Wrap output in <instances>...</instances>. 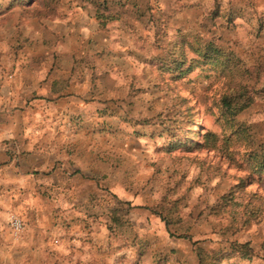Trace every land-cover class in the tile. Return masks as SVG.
<instances>
[{
  "label": "rangeland",
  "instance_id": "obj_1",
  "mask_svg": "<svg viewBox=\"0 0 264 264\" xmlns=\"http://www.w3.org/2000/svg\"><path fill=\"white\" fill-rule=\"evenodd\" d=\"M14 2L0 0V88L28 64L76 79L49 103L56 130H83L51 202L76 218L84 264H264V173L246 156L264 143V0ZM235 83L252 102L224 120ZM11 121L0 107V130Z\"/></svg>",
  "mask_w": 264,
  "mask_h": 264
},
{
  "label": "crops",
  "instance_id": "obj_2",
  "mask_svg": "<svg viewBox=\"0 0 264 264\" xmlns=\"http://www.w3.org/2000/svg\"><path fill=\"white\" fill-rule=\"evenodd\" d=\"M23 66L28 74L17 68L13 82L0 88L1 111L12 119L0 130V264H84V242L71 239L79 229L76 218L75 223H64L62 209L56 210L51 202L55 194L57 204L63 205L72 186L75 176L69 168H77L83 130H56L50 119H61V109L53 110L49 103H61L76 92V79L58 65L48 70L38 64ZM8 210L25 221L17 241L10 236ZM70 210L68 219L77 213Z\"/></svg>",
  "mask_w": 264,
  "mask_h": 264
},
{
  "label": "trees",
  "instance_id": "obj_3",
  "mask_svg": "<svg viewBox=\"0 0 264 264\" xmlns=\"http://www.w3.org/2000/svg\"><path fill=\"white\" fill-rule=\"evenodd\" d=\"M205 50V53L203 54L204 59H207L210 62V59L215 60L214 58H216V61H220V65L223 68L227 69L229 72L232 69V67L230 66L231 62L233 64L236 63L235 61H232L234 59L233 57L222 55L219 52L213 51L211 45L209 44L205 46ZM211 53L214 54V56H211ZM220 56H223L224 58H218ZM229 88L232 90H230ZM227 90L228 91L225 90V92L220 95L217 104L219 107V113L221 114V118H224V120L231 118V116L240 112L241 110L249 106L252 102L251 91L249 90L247 85H244L242 83H235V86L230 85ZM205 136H207L208 141L214 143L215 136L213 134H209L208 132L207 134H205ZM246 156L249 160V169L252 173H256L258 175L264 173V143L256 146L255 148H252L250 151L247 152ZM226 198L227 197H225V199ZM246 213L248 214L249 212L246 211ZM239 249L240 251L245 252L251 251L247 244L241 245Z\"/></svg>",
  "mask_w": 264,
  "mask_h": 264
},
{
  "label": "built area",
  "instance_id": "obj_4",
  "mask_svg": "<svg viewBox=\"0 0 264 264\" xmlns=\"http://www.w3.org/2000/svg\"><path fill=\"white\" fill-rule=\"evenodd\" d=\"M8 224L10 231L14 237L20 236V234L24 230V222L22 218L15 213L10 214Z\"/></svg>",
  "mask_w": 264,
  "mask_h": 264
}]
</instances>
